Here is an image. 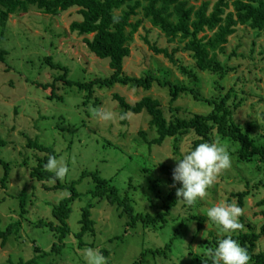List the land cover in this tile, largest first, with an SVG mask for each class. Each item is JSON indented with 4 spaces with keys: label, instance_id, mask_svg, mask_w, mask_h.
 I'll use <instances>...</instances> for the list:
<instances>
[{
    "label": "rangeland",
    "instance_id": "obj_1",
    "mask_svg": "<svg viewBox=\"0 0 264 264\" xmlns=\"http://www.w3.org/2000/svg\"><path fill=\"white\" fill-rule=\"evenodd\" d=\"M139 12L136 19L142 18L141 8ZM77 19H81L78 8L56 15L44 14L37 9L12 15L7 24V38L0 44V51L2 48L8 50L5 61L0 60V137L6 141L0 147V157L9 168L4 187L1 179L5 166L0 163V218L3 228L20 222L18 230L5 245L0 240V264L34 257L38 259L35 264H85L83 250L87 247L100 250L107 264H132L145 250L155 253L148 254L143 264H205V257H211L208 250L216 246L210 247L208 242H218L225 235L219 225L208 220L207 209L215 204L228 203L230 198L231 203L238 205L239 193H245V198L244 205H238L242 210L238 222L244 230L249 225L260 229L264 224V205L258 203L264 199V173L255 163L238 160L235 153L238 143L214 131L213 142L225 147L231 158V167L217 175L204 197L191 205L181 201L166 216L168 221L163 227L137 225L125 232V218L119 217L115 206L84 194L72 205L73 211L68 219L71 231L64 239L63 247L58 252L52 251L54 241L58 242L57 237L54 239L50 229L35 225L40 220L52 218L53 206L71 191L51 189L57 183L55 179L41 182L31 177V169L38 165V158L46 152L31 147L30 141L56 149L57 159H63L68 169L61 178L63 183L78 181V190L85 193L92 187V182L88 177L81 179L82 172L99 170L102 176L129 193L137 211L155 215L163 210L162 198L171 187L161 173L159 163L174 167V158L180 159L184 152L193 148L197 135L191 131L178 138H167L161 145H149L157 136L149 126L150 115L143 111L127 113L123 117V108L114 95L118 93L132 104L144 96L158 99L169 119L206 114L212 109L204 101L196 100L190 92L172 100L169 89L157 82L150 90L116 84L112 87L93 86L92 91L83 89L77 92L74 87L65 86L58 80L57 96L52 97L51 87L45 89L34 85L36 81L51 83L54 77L64 73L46 64L45 51L52 56L54 63L68 68L70 78L90 81L112 74L108 60L87 50L84 37L70 31L71 22ZM145 37L160 47L168 46L170 50L176 46V43H169L159 29L152 28L148 20H143L133 34L130 55L124 62L127 75L140 77L150 73L155 78L196 87L206 97L219 93L217 76L197 70L198 81H193L168 58L155 54ZM175 56L180 64L194 67L189 52L179 51ZM219 59L235 68L220 81L224 90L233 85L244 90L241 93L244 102L235 109L234 118L244 129L251 125V135L256 141L264 142V30L253 29L248 24L239 25L229 36ZM97 110L112 112L113 119L99 120L95 115ZM141 131L146 132V139ZM22 194L27 197L24 212ZM90 199L94 203L95 231L80 239L77 234L82 227L81 211ZM194 216L206 217L200 231ZM36 246L49 254L38 257L39 253L34 251Z\"/></svg>",
    "mask_w": 264,
    "mask_h": 264
},
{
    "label": "trees",
    "instance_id": "obj_2",
    "mask_svg": "<svg viewBox=\"0 0 264 264\" xmlns=\"http://www.w3.org/2000/svg\"><path fill=\"white\" fill-rule=\"evenodd\" d=\"M197 1L199 0H0V44L7 38V24L12 15L27 13L32 9H37L44 14L56 15L71 8H78L81 19L71 22L70 31L84 37L83 41L87 50L94 53L98 58L108 60L112 74L105 78L96 77L90 81L70 78L68 77V68L60 63H54L52 56L45 51L44 60L46 64L55 70L61 69L64 73L54 77L51 83L36 81L34 85L45 89L51 87L52 97L57 96L56 82L58 80L63 81L65 86L74 87L77 92L83 89L92 91L93 86L112 87L116 84L150 90L155 82L169 89L172 100H176L180 94L190 92L196 100L204 101L212 109L206 114L195 113L188 117L177 116L169 119L161 102L151 96H144L133 104L118 93L114 95V98L123 108V117H126L127 113H141L143 111L150 115L149 126L156 131L157 136L149 142V145H161L167 138H178L193 131L197 135L193 144L195 147L199 143L213 142L215 131L221 137L238 143V149L235 152L238 160L253 162L258 170L264 173V142L256 141L251 135V125L244 129L241 123L234 118L235 109L244 102L241 94L244 90L238 89L235 85L226 91L224 90L220 81L231 70L234 69L235 71V68L219 59V54L224 52L229 36L235 32L239 25L248 24L253 29L264 30V0H202L198 5L196 4ZM140 8L142 18L136 19L137 15L140 14ZM143 20H148L152 28L159 29L169 43H176V46L170 50L168 46L160 47L145 37V42L155 54H162L168 58L172 64L178 66L183 73L196 82L198 81L197 70L213 73L218 77L216 88L219 93L206 97L201 95L196 87L180 85L168 79L155 78L150 73L140 77L127 75L124 72V62L130 55V43L133 34L138 31ZM179 51L189 52L194 60V67L187 68L179 63L175 56ZM7 54L8 50L2 48L0 60L5 61ZM89 96L91 95L89 94ZM140 134L146 139L145 131H141ZM5 144L6 141L0 137V147ZM29 145L46 152L43 157L38 158V165L31 169V177L41 182L55 179L57 183L51 189H69L71 191L70 195L53 206L52 218L48 221L40 220L35 225L50 229L54 239L57 237L58 242L54 241L52 251L58 252L63 247L64 239L71 231L68 219L73 211L72 205L76 199H80L84 194L91 195V198L97 199L98 202L105 201L107 204L115 206L119 217L125 218V232L137 225L163 227L168 221L166 216L170 214L173 208L180 205L181 200H177L175 195L176 188L180 185L177 182L174 187L172 186L174 167L165 162L159 164V169L167 177L171 187L165 197L162 198L163 210L153 215L137 211L129 193L122 191L110 178L102 176L99 170H84L82 172L80 178L88 177L92 182V187L85 193L78 190L76 186L78 181L63 183L61 178H56L53 172L44 168L49 156L58 157L56 149L53 146L39 144L37 141H30ZM0 163L5 166V173L1 179V184L5 187L8 181V163L1 157ZM237 197L238 205L242 207L245 193H239ZM26 199V195L22 194V212L25 211ZM228 203H231V198ZM258 204L264 205V199ZM93 206L94 203L90 199L82 207L80 218L82 227L77 234L80 239L86 233L95 231L96 223L92 217ZM262 214L264 215V211ZM194 218L197 221V229L200 231L206 217L194 216ZM19 226L20 222L17 221L3 228L0 218L2 245L9 241ZM233 234L231 235L232 238L247 250L249 264H264V246H262L264 224L260 229L249 225L247 230H244L243 225H241V228ZM213 242H208L207 245L213 247L216 245ZM79 245L82 246L83 243L80 242ZM34 251L39 253L37 254L38 257L49 254L47 251L41 252L37 246ZM103 252L108 254L106 250ZM154 253L155 251L145 250L141 253L140 259L134 260L132 264H143L147 255H154ZM36 258L22 259L18 262L9 260L7 264H35L38 261ZM204 263L211 264V257H205Z\"/></svg>",
    "mask_w": 264,
    "mask_h": 264
},
{
    "label": "clouds",
    "instance_id": "obj_3",
    "mask_svg": "<svg viewBox=\"0 0 264 264\" xmlns=\"http://www.w3.org/2000/svg\"><path fill=\"white\" fill-rule=\"evenodd\" d=\"M96 117L101 121H111L113 113L97 110ZM172 170L173 187L178 182L175 195L188 205L204 197L206 190L215 181L217 175L231 167V158L223 145L217 142H203L183 153L180 159H175ZM163 161V160H162ZM160 164V163H159ZM44 168L54 173L56 178H63L68 169L63 159L49 156ZM241 208L233 203H219L207 209L206 216L210 222L219 225L225 233L215 248L209 249L211 264H249L246 249L234 240L231 233L241 228L238 218ZM85 264H107L103 253L94 247L83 250Z\"/></svg>",
    "mask_w": 264,
    "mask_h": 264
}]
</instances>
